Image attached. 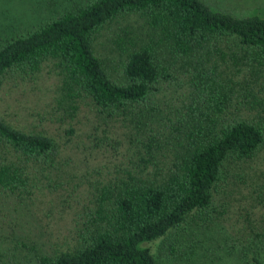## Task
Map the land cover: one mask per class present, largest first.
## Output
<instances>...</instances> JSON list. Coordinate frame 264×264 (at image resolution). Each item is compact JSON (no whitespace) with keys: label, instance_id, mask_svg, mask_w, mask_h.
Returning a JSON list of instances; mask_svg holds the SVG:
<instances>
[{"label":"trees","instance_id":"16d2710c","mask_svg":"<svg viewBox=\"0 0 264 264\" xmlns=\"http://www.w3.org/2000/svg\"><path fill=\"white\" fill-rule=\"evenodd\" d=\"M12 1L0 0V84L52 64L59 120L85 103V141L116 157L77 178L73 127L62 143L0 115V264H264V16L48 0L26 28L6 16ZM42 180L75 211L64 238L25 221Z\"/></svg>","mask_w":264,"mask_h":264},{"label":"rangeland","instance_id":"374dc122","mask_svg":"<svg viewBox=\"0 0 264 264\" xmlns=\"http://www.w3.org/2000/svg\"><path fill=\"white\" fill-rule=\"evenodd\" d=\"M202 1L212 10L228 11L235 16L255 14L264 16V0ZM54 4H50L48 0H25V2L16 0L10 6V13L6 10L4 12L8 13L6 16L11 17L12 21L17 23L21 21L23 27L32 28L44 20L47 16L46 13L53 10L51 6L53 7ZM2 11L3 9L0 10V13ZM53 14L55 13L53 12ZM47 65L43 66L39 73L30 76L24 75V78L0 84V115L14 125L40 131L62 143L69 129L73 127L75 135L70 137L72 142L66 145L67 152L74 155L71 164L72 174L82 179L86 161L90 166L91 177L95 179L98 177V172L104 174L105 167L115 161L116 155H110L112 154L110 148L107 151L99 150L93 146V142H90L89 146L85 141L84 133L87 131L84 118L85 103L79 105L80 109L76 111L72 119L59 120L62 111V109L58 110L59 98L62 96L61 77L52 64ZM74 147L80 148L78 152ZM104 154L109 155L105 157ZM50 179L52 188L60 182L53 176H50ZM40 186L42 190H35L32 196L35 201L29 205L27 213L23 212L26 217L25 221H28L32 227H38V224L46 225L49 232H52L53 239H56L57 235L64 238L68 233L66 228L72 224L71 220L75 211L69 206H65L64 211L60 209L59 199L66 195L61 187L52 193L44 186L43 180ZM78 190L83 193L80 197L83 204L86 201L87 182L83 180V184ZM73 207L75 209L78 205L74 204Z\"/></svg>","mask_w":264,"mask_h":264}]
</instances>
